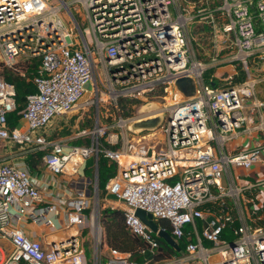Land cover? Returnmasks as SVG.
I'll use <instances>...</instances> for the list:
<instances>
[{
    "label": "built area",
    "instance_id": "1",
    "mask_svg": "<svg viewBox=\"0 0 264 264\" xmlns=\"http://www.w3.org/2000/svg\"><path fill=\"white\" fill-rule=\"evenodd\" d=\"M197 34L215 49L208 62L196 53ZM29 59L39 61L35 91L17 112L23 124L10 126L16 90L2 71H18ZM256 63H264V0H0V264H88L85 229L94 241L93 264H136L130 253L97 251L101 227L92 195L99 156L115 164L104 188L114 198L108 208L122 212L142 242L140 254L157 251L160 237L137 208L157 223L168 220L177 245L186 240L177 254L142 264H264V200L254 193L264 178L242 184L236 172L264 165V118L244 113L254 96ZM227 64L236 72L224 77L218 69ZM211 68L217 70L206 79ZM240 70L245 79L235 84ZM181 77L193 80V95L177 88ZM222 77L228 85L217 86ZM155 89L165 101L162 141L155 131L132 134L124 119L110 146L99 143L109 128L100 123L73 131V139L87 140L82 144L53 137L57 118L72 110L95 104L98 114L99 101L116 106L120 98L137 101ZM87 92L93 97L82 101ZM244 125L252 146L227 152ZM32 154L47 176L31 172L25 159ZM90 158L92 177L80 175ZM58 175L74 189L53 193L51 179ZM197 220L206 222L202 231ZM25 221L43 228L41 239L24 232ZM225 230L232 241L222 237Z\"/></svg>",
    "mask_w": 264,
    "mask_h": 264
},
{
    "label": "rangeland",
    "instance_id": "2",
    "mask_svg": "<svg viewBox=\"0 0 264 264\" xmlns=\"http://www.w3.org/2000/svg\"><path fill=\"white\" fill-rule=\"evenodd\" d=\"M73 9V7H72ZM78 9V8H75V10ZM170 10L172 12L173 15H175V12L172 8V5L170 6ZM61 15L63 16V13H61ZM64 17V16H63ZM65 18V17H64ZM194 28V27H193ZM193 30V29H192ZM191 30V31H192ZM198 29H195V32H197ZM192 37H194L193 34H190ZM195 39H196V44L194 45L195 47V50H196V53L197 55L202 59L204 60L205 62H208L209 61V57H211L214 53H215V49L212 48L211 44L208 42V39L206 38V35H201V34H197L195 36ZM229 50L225 49L223 51H221L220 55H223L225 53H228ZM224 57V56H223ZM251 59L249 58V67L251 68ZM255 65V64H254ZM216 68H211L208 72H206L205 74V78L208 79V77L210 76V74L212 72H216ZM23 75H17L15 76L14 74L10 73L9 72V75L11 77H15L17 78V80H20V79H24V81L26 82H30L32 76H33V73H34V69L32 68H25L23 71ZM3 74H5L6 72L5 71H2ZM6 77V76H5ZM85 88L89 91L91 89V83L88 82L86 85H85ZM264 93V90L262 91L261 94ZM93 95L90 94V93H86L83 97V100H86L88 97H90ZM120 99H124L122 101V105L120 104ZM119 101H118V104L116 106L112 105L111 103L108 104L106 102H100V106H99V113L96 114V106L95 104H93L92 106L88 107V110L85 112L84 114V117L83 119L80 120L79 122V125H78V128L79 129H91L95 124H98L100 123L103 124L104 126H108L109 128H107L106 130V133L100 138L99 140V143L102 145V146H110L109 144L110 143V135L113 134V133H118V136L119 138L121 137V134H120V130L121 128L117 126V122L120 120V119H124L125 121H129L127 123V126L130 125L132 123V120H135L136 118H138L139 116L141 115H145V112H141L140 111V108L143 106V105H147V104H150V103H156L158 105H160V107H157L156 109L157 110H160L161 113H162V110H163V106L165 105V101L162 97V93L160 92L159 89H155L153 92H151L150 94L146 95L143 99H139L137 100L136 102L133 100H131L130 98H120ZM83 107L80 106L79 108ZM74 111V110H73ZM91 116V117H89ZM145 117H148V116H145ZM166 118V114H164L163 116V119ZM120 123H118L119 125ZM79 129H76V130H79ZM159 128L157 127L156 129H154L153 131H143L142 133L144 132H156V139H159L160 141H162V134L159 132L158 130ZM132 134H134V132H131ZM59 135H62V133H59ZM229 144L231 145H234V142L233 141H230L228 142ZM227 143V144H228ZM3 151V148L0 147V152ZM101 158H103V156H99ZM106 161L108 162V164H113L114 162L107 159L106 158ZM93 163H94V159L93 158H90V161H89V164H92L93 166ZM263 170H264V165H263ZM259 176V174H258ZM258 176H250L249 178L246 176V174H240V181L242 184H247L248 182L252 181V182H255L256 179L257 180H260L262 178H264V172L261 174V178H258ZM223 181L225 182V178L223 179ZM97 188V195H94L93 193V197H92V200H93V204L98 212H99V224H100V227H101V239H100V242L98 243V248H97V251L98 252H103V256L104 254H108L109 251H108V248L107 246L105 245H102L103 244V233L105 231L104 229V223H103V220L101 221V218L103 217L101 215V213L103 212L104 209L108 208V205H107V202L103 199L106 195L105 193V183H103V181L101 179H99V177L97 176V179H96V186ZM263 200H264V197H263ZM262 200V201H263ZM258 205V204H257ZM83 238L85 240V250H86V255H87V263L88 264H93V261L92 259H90L91 257H93V252H94V241L93 239L88 235V230L85 229L83 231ZM227 241H232L235 237L234 235H232V233L230 232L229 235H225L224 237ZM102 261L104 262L105 261V258L103 257L102 258Z\"/></svg>",
    "mask_w": 264,
    "mask_h": 264
},
{
    "label": "crops",
    "instance_id": "3",
    "mask_svg": "<svg viewBox=\"0 0 264 264\" xmlns=\"http://www.w3.org/2000/svg\"><path fill=\"white\" fill-rule=\"evenodd\" d=\"M253 61V60H252ZM220 73L225 77L228 74H233L236 72V69L234 70V65L232 64H227L224 67H221L218 69ZM252 70H253V76L256 78V84L254 87V96L251 99H247L245 101V108H244V113L246 116L249 118L253 119L254 121H257L260 116L264 118V93L262 91L264 90V63L262 65H258L257 63L254 65L252 64ZM224 77L219 78L220 82L217 86H225L228 85L229 82H226L224 80ZM235 84L240 83L239 81L234 80L233 81ZM256 100L258 103L257 107H254L253 109V101ZM81 114H85L84 112L81 111H76L72 110L68 112L65 115H62L57 118L56 124H55V132L53 134L54 138L64 140L67 144H82L86 142L87 140H82V139H73V131L78 128L79 125V117ZM17 125H22L23 121H17ZM250 123H247V126H250ZM245 126H242L240 129H237L234 133L232 138L228 141H233L234 145L226 144V150L227 152H237L242 149L249 148L252 146L253 142L251 139L254 137L252 134L247 133L245 130ZM59 133H62V135H59ZM260 136V135H258ZM5 155L4 150L0 152V157ZM90 159L85 163L83 167L79 169V174L82 176L86 177H92V164H89ZM25 162L28 164L29 169L31 170L32 173L34 174H45L46 176L48 175L47 172L44 170V167L42 166V161L34 154L29 155L26 159ZM236 172L239 174H246V176L249 178L250 176H258V178H261V174L264 172L263 170V165L257 164L253 166L252 168L248 170H241V169H236ZM56 180L51 179V190L53 193L57 194H66V191L70 189H74V186L72 184L68 183V178L66 176H55ZM257 180V179H256ZM88 189L92 190L93 189V184L88 185ZM250 192H246V194H249ZM254 193L263 200L264 197V186L260 188V190H255ZM106 202L107 205L110 201H113L114 198L111 197L110 195L106 196L103 198ZM59 218L62 217V213H59ZM205 221L203 220H197V227L199 231H202V229L205 226ZM22 229L24 232L29 235L30 237L34 239H41L43 235V228L40 227L39 225H36L30 221H25L22 223ZM229 230H225L222 233V237L224 238L225 235H229ZM191 241L194 242L195 238H191ZM9 245L7 244V247Z\"/></svg>",
    "mask_w": 264,
    "mask_h": 264
},
{
    "label": "trees",
    "instance_id": "4",
    "mask_svg": "<svg viewBox=\"0 0 264 264\" xmlns=\"http://www.w3.org/2000/svg\"><path fill=\"white\" fill-rule=\"evenodd\" d=\"M39 61L38 59H29L24 64H22L20 70L12 71L8 68H4L3 71L6 73L3 74L5 79L9 82H12L15 86L16 90V102L17 107L13 112L7 114V122L10 126H15L19 115L17 112L22 109L25 103V97L27 94L35 91V86L32 82V78L36 73V69L38 67ZM25 68L34 69L33 76L30 82L24 81V79L17 80L15 77H11L9 72L12 74L22 75V71ZM15 75V76H17ZM245 79L244 72L239 71V75L235 78L236 81H243ZM124 99H120V104L122 105V101ZM135 100H133L134 102ZM124 102V101H123ZM136 102V101H135ZM38 158L39 156L36 155ZM115 174V164H108L106 158L99 157L98 159V177L106 184L109 178L114 176ZM103 216L101 221L104 223V233H103V244L107 246V248L115 249L120 252L130 253L131 259L136 264H142L147 260L151 261H160L162 259L167 258L170 255H175L178 253L179 249H182L186 244L185 239H181L178 243V250L172 248L170 245L165 243L161 238H159L160 248L155 252L146 251L143 254L139 253V249L142 246V242L139 238L133 236L129 230L126 228L123 215L121 211L111 210L106 208L101 213ZM158 224L160 227L164 228L166 231L170 232L171 225L166 219H159Z\"/></svg>",
    "mask_w": 264,
    "mask_h": 264
},
{
    "label": "water",
    "instance_id": "5",
    "mask_svg": "<svg viewBox=\"0 0 264 264\" xmlns=\"http://www.w3.org/2000/svg\"><path fill=\"white\" fill-rule=\"evenodd\" d=\"M177 88L182 91L186 96H191L195 93V84L190 77H181L176 80ZM164 113L160 115L142 118L140 120L133 121L129 126V130L138 133L140 131H153L156 129L163 121ZM135 129H138L137 131ZM135 214L139 219L146 224L153 232H157L158 236L168 245L172 246L178 250V246L174 239L171 237L169 232L159 228V224L155 222L152 215L141 208H137ZM212 218H208L210 221Z\"/></svg>",
    "mask_w": 264,
    "mask_h": 264
},
{
    "label": "bare ground",
    "instance_id": "6",
    "mask_svg": "<svg viewBox=\"0 0 264 264\" xmlns=\"http://www.w3.org/2000/svg\"><path fill=\"white\" fill-rule=\"evenodd\" d=\"M157 107H160V105L156 104V103H150V104H147V105H143L141 108H140V111L141 112H145V115H141L139 116L138 118L135 119L136 120H140L142 118H148V117H152V116H156V115H160L161 111L160 110H157L156 108ZM145 116H148V117H145ZM131 126V125H130ZM136 131L138 129H135ZM97 229H96V234L97 233Z\"/></svg>",
    "mask_w": 264,
    "mask_h": 264
}]
</instances>
